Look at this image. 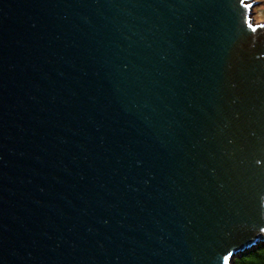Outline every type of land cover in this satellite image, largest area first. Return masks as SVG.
<instances>
[{"label":"water","instance_id":"obj_1","mask_svg":"<svg viewBox=\"0 0 264 264\" xmlns=\"http://www.w3.org/2000/svg\"><path fill=\"white\" fill-rule=\"evenodd\" d=\"M252 17L249 0H0V264H230L264 243Z\"/></svg>","mask_w":264,"mask_h":264},{"label":"trees","instance_id":"obj_2","mask_svg":"<svg viewBox=\"0 0 264 264\" xmlns=\"http://www.w3.org/2000/svg\"><path fill=\"white\" fill-rule=\"evenodd\" d=\"M234 264H264V243L243 254H239L234 259Z\"/></svg>","mask_w":264,"mask_h":264},{"label":"rangeland","instance_id":"obj_3","mask_svg":"<svg viewBox=\"0 0 264 264\" xmlns=\"http://www.w3.org/2000/svg\"><path fill=\"white\" fill-rule=\"evenodd\" d=\"M249 3L253 4V22L256 24L264 23V0H249ZM235 258L231 260L230 264H234Z\"/></svg>","mask_w":264,"mask_h":264},{"label":"snow or ice","instance_id":"obj_4","mask_svg":"<svg viewBox=\"0 0 264 264\" xmlns=\"http://www.w3.org/2000/svg\"><path fill=\"white\" fill-rule=\"evenodd\" d=\"M256 29L254 28L253 31H255ZM225 264H228V259H225Z\"/></svg>","mask_w":264,"mask_h":264}]
</instances>
